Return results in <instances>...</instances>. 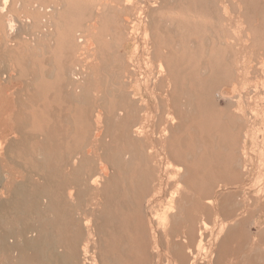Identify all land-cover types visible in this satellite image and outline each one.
I'll use <instances>...</instances> for the list:
<instances>
[{"label": "bare ground", "instance_id": "1", "mask_svg": "<svg viewBox=\"0 0 264 264\" xmlns=\"http://www.w3.org/2000/svg\"><path fill=\"white\" fill-rule=\"evenodd\" d=\"M127 1L141 9L140 15L145 6L150 9L146 35L149 36L152 29L169 33L166 47L170 50H154L151 54L153 58L160 57V76L167 75L170 79L167 86L171 89L166 96L157 93L166 86L167 78H157L152 58L148 60V68L154 77L144 72L142 76L145 77L141 79L147 90L159 97L156 106L160 113L156 122L149 123L153 117L152 104L143 97L136 99L138 93L126 90V83L120 80L117 30L110 38L103 37L100 41V80L104 87L100 88L102 95L97 104L93 93V64L85 75L79 65L72 69L66 64L60 69L42 70L21 59L0 68V83L3 79L19 87L14 90L16 99L12 91L7 99L0 98V108L16 111L11 110L12 115L6 119L14 122L12 130L18 135L11 136L13 138L4 148L9 134L8 130L0 131V146L5 150L4 154L0 153V264H155L160 255L155 257L150 251L152 242L154 247L157 243L164 245L166 264H201L199 256L207 249L205 238L213 232L211 218L214 214L224 219L218 232L221 236L217 237L221 256L214 264H225L228 258L225 254L236 255L239 251L234 243L255 236L246 227L252 222L250 217L229 221L239 205L234 190H216L219 182L225 189L229 185L232 187L233 179L240 175L239 165H242L238 157L235 164L230 161L229 142L234 130L237 142L238 120H233L228 108L218 106L214 94L217 84L230 77L227 69L222 65L216 68L212 61L218 35L210 36V40L204 38L202 42L187 38L189 34H201L205 28L198 19L201 5H209L214 12L215 2L161 0L164 5L156 8L160 0ZM248 2L253 3V0ZM176 6L181 7L183 18L178 24L184 35L178 50L171 46L174 29L163 26L161 18L173 7L178 8ZM105 7V4H97L92 29L98 27L97 17ZM60 12V6L44 5L36 0H0V45H6L7 55L11 54L22 43L27 31H50L49 28L57 24ZM174 22L171 20L172 24ZM76 26H83V22ZM75 27L72 35L67 32L61 39L67 47L68 59L77 48L73 41ZM78 39L80 44H85L86 36L80 34ZM94 41L89 38L88 45H93ZM199 53L203 57L197 60ZM41 75L56 76L57 90H67L69 100L82 105L87 118L97 105L98 125L91 134V143L97 144L90 148L82 145L71 156L65 150L70 145L66 147L65 143L74 127L51 123L57 119L52 105H40L41 122L36 126L30 124L36 113L22 115L24 108L36 104L35 100L23 99L22 93L27 85L31 88L35 82L38 85ZM71 81L74 89L82 90L81 93L71 90ZM224 92L220 90L216 94L226 97ZM63 119L71 121L72 113ZM85 119L82 115V120ZM32 139H36L38 145L26 152V160L11 156L20 144L34 143ZM175 163L179 164L176 170ZM164 175L168 176V181ZM90 192L94 197H101L97 202L101 208L95 214L94 224L84 216L95 212L90 208L84 211L82 207L85 201L86 205L92 201L88 197ZM150 192L148 204L157 201L156 196L166 197L167 204H162L165 198H160L157 205L145 208L143 199ZM158 206L161 212L157 211ZM256 207L262 208L260 204ZM154 218L162 219L160 233H157ZM180 235L182 241H176ZM256 236L264 238V229ZM97 244L99 260L91 253V247Z\"/></svg>", "mask_w": 264, "mask_h": 264}, {"label": "rangeland", "instance_id": "2", "mask_svg": "<svg viewBox=\"0 0 264 264\" xmlns=\"http://www.w3.org/2000/svg\"><path fill=\"white\" fill-rule=\"evenodd\" d=\"M36 1L44 5L53 4V6L61 7V14L57 20V24L51 26L48 32L43 29L27 31L25 33L26 37L22 43L19 46L17 45V49L9 55H7L6 52V45H0V68L5 67L6 64L11 61L16 62L21 59L22 61H30L33 66L40 67L42 70L48 67L50 69L51 67L53 69H60L66 64L72 69V67H78L79 65L78 68H80L83 75H85L86 71H90V65L93 64L95 67L93 75V93L96 94L94 100L97 104V100H99V97L102 95L100 88L104 87L103 81L100 80L102 76V45L100 41L103 37H106V39L108 37L110 38L115 33V30H117L119 38L117 54L120 56L118 60V72L121 74L120 80L126 83V90H135V92L138 93L135 96L136 99H141V97H143L149 104H152H150V113L153 117L149 123L158 120L160 109L156 105L159 101V97L157 94L153 96L150 90H147V86L144 82H141V79L143 80V76L145 77V75L142 76L144 72L154 77V74H150V68H148V64H150L148 60L152 58V65L157 78H167L166 86L162 90H158L157 93L166 96V92L171 89V87L167 86L170 83V79L167 75L163 74V76H160V57L153 58L151 54L154 50H170L166 47L169 42V33H160L157 29H152L149 32L150 37L146 35V26L149 19L148 14L150 12L147 6L143 9V15H140L141 9L128 3L127 0H101L102 2L100 0ZM213 1L216 4V6L213 7L214 12L211 11L209 5L205 6V4H203V6L201 5L202 9L198 13L200 14L198 19L205 26L201 34H189L187 38L189 40L197 39V42H202L204 38L205 40H210V36L218 35V43L215 45L217 48L213 47L214 54L212 61L216 68L222 65L223 69H227L230 72V77L226 81L217 84V87L214 88V94L218 106L221 108H228L233 120L235 118L238 120L237 142L235 140V130L229 142V148L232 150L230 161L232 160V163L235 164L236 157H238V162L242 161V165H239L240 175L237 179H233L234 185H232V187L229 185L228 188L225 189L221 184L222 182H219L217 183L216 190L218 192L229 190L230 188L234 190L236 193L235 201L239 205L237 210L233 212V219L230 218L229 221L239 217H250L252 222L248 223L246 227L255 235L247 240H239L238 243H234V245H237L239 251L236 255L231 252L225 254L228 257L225 260V264H264V238L256 236L259 231L264 229V0H253V3L248 2V0ZM98 3L105 4L106 7L104 10L101 9V16L97 17L99 20L98 27L92 29L91 24L96 21V6ZM149 3L151 2H148V4ZM162 5H164V2L160 0L156 8H161ZM176 7L178 8L173 7L172 10H169V12H167L168 14L161 15V18L164 20L162 21L163 26H169L175 31L171 39V46L174 50L180 49L179 46L184 38L183 30L180 29V25L178 24L180 19L183 18L179 9L181 7ZM171 20L175 21L174 24L171 23ZM80 21L83 22V26L77 27L76 25ZM74 27L73 41L76 43L77 48L72 50L71 56L68 59L66 55L67 47L63 44L61 39L67 32L72 35ZM80 34L86 36L85 44H80L78 42ZM220 37L222 39H220ZM89 38L93 41L95 40L93 45H88L87 40ZM200 56L201 58L203 57L201 53H199L195 59H201L199 58ZM197 60H195V65L197 64ZM217 71L219 72V69ZM130 75L132 76L130 77ZM136 79L139 80L136 81ZM2 80L0 83V86H2L0 87V91L3 94L0 93V98L5 97L7 99L11 94L15 97L14 90L19 88L18 85L9 83L5 80H3L5 81L3 82ZM55 83L56 76L45 77L41 75V80L38 85H36V82L33 83L32 88L27 85L26 90L22 93V97L26 101L35 100L36 104L32 107L24 108L22 115L28 116V113H30L29 115L36 113V116H34L30 122L31 125L36 126L41 122V115L39 113L42 108H40V105H52V109H55L57 114V119L54 118L51 123L56 122L60 125L70 124L74 127L70 131V138H68L65 143L66 147L70 145L69 149L65 148V150H68L70 155L73 156L80 150L82 145L90 148L92 145L97 144L96 142L91 143L93 139L91 134L98 125L96 120L98 108L97 105L94 106L91 116L87 118L86 110H84L83 106L72 103L68 98V91H58ZM153 83L154 80L149 83L151 88L153 87ZM24 85H26V83ZM139 85H141V87H138ZM109 86L111 85L109 84ZM69 87L77 93L82 92V90L78 92L74 89L72 81ZM23 89H25V87H23ZM220 90L226 92L227 99L225 96L220 97L216 94V92ZM14 99H16V97ZM1 110L4 111L2 112ZM11 110L14 113L16 112L13 108L9 110L7 108H0V131L5 129L8 130L7 133L9 134L6 138V142L3 144L4 148L8 141H11V138H13L11 136L17 135V133L12 130L14 122H10L8 121L9 119H6V116L8 118L9 115H12ZM70 112L72 113L73 119L71 121L62 120V118ZM82 115H85V120H82ZM83 126H85V129ZM91 129L93 130L91 131ZM64 130L66 131L65 128ZM246 133L247 136H245ZM30 141L34 143L26 145H24V143L20 144L19 147L11 153V156L26 160V152L28 150H34L33 147H37L38 145L36 139ZM4 151L5 150L0 146V153L4 154ZM174 165V170H176L179 164L175 163ZM110 173L109 176L111 175ZM165 173L166 172H164V174ZM167 175H164L165 181L169 180ZM172 187H176V185ZM90 193L91 194L88 195V197L90 196L92 199L90 204L86 205L85 201V203L81 205L84 211L85 208L86 211L87 208H90L95 212L94 215L87 213L84 216L94 224L95 214H97L101 208V206L97 204V202L101 201V197L99 195L94 197V193ZM151 194L152 192L149 193L148 197L143 199L145 208L157 205L161 202L160 198H165L162 204H167V198L159 196L155 197L157 201L148 204L147 200L151 198ZM86 197L87 195L85 196V200ZM256 204H260L262 208L256 207ZM159 208L158 206L157 211L161 212L162 210H159ZM163 208L164 206L161 207V209ZM222 217V215L214 214L211 218L213 232H209L208 237L205 238L207 249L206 251L204 250V252L202 251L199 256L201 264H214L221 256L219 253L221 250L219 247L220 240H217V237L221 236L218 232H220V227L224 223ZM154 221L156 222L157 233L162 232V219L157 218L156 220L154 218ZM176 241H182V236L176 237ZM154 246L152 242L149 247L150 251L154 253L153 255L155 257L160 255V257H157L155 264H166L164 245L157 243V247ZM194 249H196V245ZM91 253L92 256H95L99 260L98 244L91 247ZM92 264H100V262H93Z\"/></svg>", "mask_w": 264, "mask_h": 264}]
</instances>
